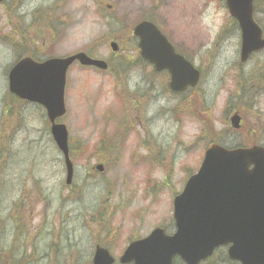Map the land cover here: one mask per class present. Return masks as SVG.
<instances>
[{"label":"rangeland","instance_id":"rangeland-1","mask_svg":"<svg viewBox=\"0 0 264 264\" xmlns=\"http://www.w3.org/2000/svg\"><path fill=\"white\" fill-rule=\"evenodd\" d=\"M23 1L24 25L6 23L0 12V251L13 250L12 263L0 256V264H91L97 244L117 260L129 242L156 227L172 234V200L198 170L206 146L215 141L210 137L226 148L247 146L243 133L228 124L242 97L248 106L243 123L264 148V52L238 65L239 37L224 0H197L208 40L195 50L176 42L170 0ZM255 5L254 20L264 29V0ZM144 20L159 26L200 72L193 96L170 95L164 76L140 63L131 30ZM78 52L111 67L103 73L74 64L67 72L66 113L58 123L68 131L74 168L68 191L44 110L13 102L6 75L25 56L44 61ZM122 85L131 95L125 97ZM196 96L213 129L197 123L202 111L190 110ZM106 146L108 153L100 149ZM97 164L104 167L101 174ZM205 264L234 263L217 252Z\"/></svg>","mask_w":264,"mask_h":264},{"label":"water","instance_id":"water-1","mask_svg":"<svg viewBox=\"0 0 264 264\" xmlns=\"http://www.w3.org/2000/svg\"><path fill=\"white\" fill-rule=\"evenodd\" d=\"M226 6L240 29V61L244 62L252 52L264 48L261 33L252 21L251 0H226ZM132 33L138 39L140 57L156 72H168L172 92L182 93L196 86L198 72L174 53L151 23L138 24ZM115 48L111 45L112 51ZM74 62L82 67L107 69L104 62L79 53L41 64L24 59L8 74L11 94L44 108L52 139L64 158L67 185L72 177L67 131L55 121L65 114V75ZM238 122L233 116L231 127L237 129ZM172 209L175 233L166 236L160 228L153 230L145 239L129 244L119 264H172L175 256L184 264H198L215 249L228 245L229 260L264 264V150L252 147L226 151L208 146L199 170L174 198ZM92 264H113V259L96 248Z\"/></svg>","mask_w":264,"mask_h":264},{"label":"bare ground","instance_id":"bare-ground-1","mask_svg":"<svg viewBox=\"0 0 264 264\" xmlns=\"http://www.w3.org/2000/svg\"><path fill=\"white\" fill-rule=\"evenodd\" d=\"M177 1L170 0V30L174 31L176 42L195 50L208 40L199 24L204 6L197 0H180L181 4L178 6Z\"/></svg>","mask_w":264,"mask_h":264},{"label":"flooded vegetation","instance_id":"flooded-vegetation-1","mask_svg":"<svg viewBox=\"0 0 264 264\" xmlns=\"http://www.w3.org/2000/svg\"><path fill=\"white\" fill-rule=\"evenodd\" d=\"M23 5H24L23 0H3L2 3H0V12H2V15L5 17L4 18L5 22L6 23L7 22L8 23H16L17 26H18V23L24 25V23H20V20H22L24 18V14L20 13L22 11ZM8 15L11 17V20H7ZM17 19H19V20H17ZM8 27L10 28V30L12 29L11 25H9V24H8ZM11 31L13 32V30H11ZM19 32L26 34L25 30L19 29ZM22 36H25V35L17 36L15 34V38H17V39L21 38ZM24 38H27V36ZM139 91H140V89H139ZM135 119L138 120V115H135ZM139 125L141 126V123H139ZM146 138H151V137L146 136ZM12 252H13V250H11L9 248L7 250L3 249V252L0 251V256L5 257L6 259H8L7 262L12 263V259H11Z\"/></svg>","mask_w":264,"mask_h":264},{"label":"trees","instance_id":"trees-1","mask_svg":"<svg viewBox=\"0 0 264 264\" xmlns=\"http://www.w3.org/2000/svg\"><path fill=\"white\" fill-rule=\"evenodd\" d=\"M193 93H194V91H192V96H193ZM196 98L197 99H192V97H191L192 104L190 105V110H192V111H198L199 110V111L203 112V114L198 116V119L201 122V124L204 126V128H206V130H208L209 129L208 124H209L210 115L207 112L206 108L201 104L199 98L197 96H196ZM208 136L210 137V135H208ZM210 139L215 140V141H212V143H219L218 141H216V140H218L216 138V136H214L213 138L210 137ZM97 157H98V155H97Z\"/></svg>","mask_w":264,"mask_h":264}]
</instances>
